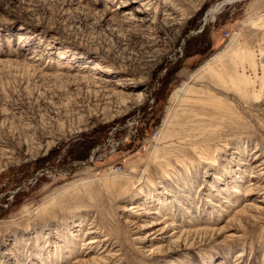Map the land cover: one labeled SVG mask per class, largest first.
Masks as SVG:
<instances>
[{
  "label": "rangeland",
  "instance_id": "obj_1",
  "mask_svg": "<svg viewBox=\"0 0 264 264\" xmlns=\"http://www.w3.org/2000/svg\"><path fill=\"white\" fill-rule=\"evenodd\" d=\"M0 264H264V0H0Z\"/></svg>",
  "mask_w": 264,
  "mask_h": 264
},
{
  "label": "built area",
  "instance_id": "obj_2",
  "mask_svg": "<svg viewBox=\"0 0 264 264\" xmlns=\"http://www.w3.org/2000/svg\"><path fill=\"white\" fill-rule=\"evenodd\" d=\"M119 169H121L120 166H116V167H115V170H119ZM15 193H16V191H11V192L9 193V195L13 198Z\"/></svg>",
  "mask_w": 264,
  "mask_h": 264
},
{
  "label": "bare ground",
  "instance_id": "obj_3",
  "mask_svg": "<svg viewBox=\"0 0 264 264\" xmlns=\"http://www.w3.org/2000/svg\"><path fill=\"white\" fill-rule=\"evenodd\" d=\"M147 236H145L144 238H146Z\"/></svg>",
  "mask_w": 264,
  "mask_h": 264
}]
</instances>
